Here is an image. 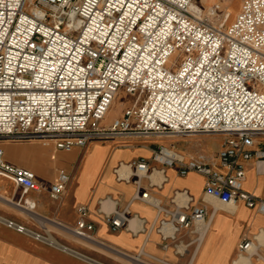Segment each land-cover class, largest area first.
I'll list each match as a JSON object with an SVG mask.
<instances>
[{"label": "built area", "instance_id": "obj_1", "mask_svg": "<svg viewBox=\"0 0 264 264\" xmlns=\"http://www.w3.org/2000/svg\"><path fill=\"white\" fill-rule=\"evenodd\" d=\"M197 6L196 0H0V143L39 140L69 151L112 137L204 144L219 137L213 153L187 155L174 143H158L151 162L175 166L180 175L200 173L205 196L241 201L264 214V199L242 187L245 162L264 160V0H241L227 26L225 16L216 24ZM120 89L135 99L103 126ZM129 166L140 191L149 161ZM0 175L22 193L41 187L32 170L5 160L1 145ZM68 181L58 171L50 196L61 195ZM135 196L161 215L156 229L164 242L179 245L180 230L204 223L206 206L190 207L184 190L166 207L147 190ZM76 212L74 232L87 237L93 228L87 208L79 205ZM128 215L126 205L105 221L117 230ZM0 223L66 249L44 225L34 230L1 214ZM254 248L245 239L238 254Z\"/></svg>", "mask_w": 264, "mask_h": 264}, {"label": "crops", "instance_id": "obj_2", "mask_svg": "<svg viewBox=\"0 0 264 264\" xmlns=\"http://www.w3.org/2000/svg\"><path fill=\"white\" fill-rule=\"evenodd\" d=\"M157 140L112 137L69 151L44 142L25 147L0 143L5 160L32 170L41 185L39 190L22 193L11 179L0 175V214L34 230L44 225L66 248L42 243L0 223V264H264V214L241 201L231 204L205 196L200 173L180 175L175 166L151 162ZM179 141V150L187 155L206 152L200 139ZM140 158L152 168L139 177L140 191L147 190L166 207L171 206L175 192L184 190L191 197L190 207L206 206L201 228L176 234L179 245L167 240L164 246L156 229L161 215L135 196L140 191L129 164ZM60 170L69 175V181L64 192L52 198L48 188ZM242 187L264 199V160L245 162ZM79 205L86 206L85 219L93 224L87 237L74 232ZM126 205L125 224L112 230L105 215ZM245 239L253 240L255 248L239 255L238 245Z\"/></svg>", "mask_w": 264, "mask_h": 264}, {"label": "rangeland", "instance_id": "obj_3", "mask_svg": "<svg viewBox=\"0 0 264 264\" xmlns=\"http://www.w3.org/2000/svg\"><path fill=\"white\" fill-rule=\"evenodd\" d=\"M198 3V8L199 5L202 7L200 8V11L204 14H210L212 22L218 24L223 21V18L225 16V22L224 26H227L231 20L234 18L236 12L239 9V5L241 0H218V6L216 7L214 11H210L209 8L207 7V4L205 2H201L199 0H196ZM229 12V15L226 13ZM179 60L178 55L176 56V61ZM135 99L134 94H127L124 92L123 89H120L114 99L113 102L110 106V111L106 115L105 119L102 120L101 124L104 126H108L111 121L113 120L114 117H117L118 115L121 114V112L124 110L126 106H129L133 100ZM183 141V140H182ZM194 141V140H191ZM219 137H210L204 140L205 142V149L206 152L213 153L214 151L217 150L219 147ZM43 141L39 140H5L2 141L1 143L4 144H13V145H22V146H29V145H42ZM158 143H164V144H171L174 143L178 148L180 146V141L176 138H163L161 140H157L156 144ZM140 264V263H136Z\"/></svg>", "mask_w": 264, "mask_h": 264}, {"label": "bare ground", "instance_id": "obj_4", "mask_svg": "<svg viewBox=\"0 0 264 264\" xmlns=\"http://www.w3.org/2000/svg\"><path fill=\"white\" fill-rule=\"evenodd\" d=\"M199 1H203L207 4V7L209 8L210 11H214L216 9V7L218 6V0H199ZM198 11H200V9L197 7ZM201 14H203L201 11H200ZM227 15H229V12L226 13ZM113 102V101H112ZM112 104V103H111ZM111 106V105H110ZM110 108V107H109ZM108 108V110L106 111V114L104 116V119L106 117V115L109 113L110 109ZM119 175L121 177H125L126 175H124V172L123 170H120L119 171ZM59 244V243H57ZM58 247V246H57Z\"/></svg>", "mask_w": 264, "mask_h": 264}]
</instances>
